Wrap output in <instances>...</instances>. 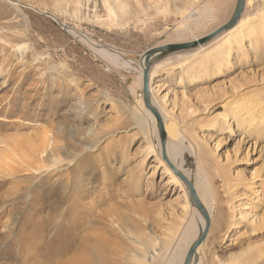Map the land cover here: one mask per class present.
Wrapping results in <instances>:
<instances>
[{
	"label": "rangeland",
	"instance_id": "374dc122",
	"mask_svg": "<svg viewBox=\"0 0 264 264\" xmlns=\"http://www.w3.org/2000/svg\"><path fill=\"white\" fill-rule=\"evenodd\" d=\"M236 1L0 0V264H71L95 233L88 264H166L193 209L136 120L146 109L136 63L151 47L191 41L204 6L217 18L194 34L211 33ZM263 2H246L243 43L155 65L154 100L201 147L215 190L197 264H239L247 250L240 264H264ZM48 139L49 165L36 171L26 154Z\"/></svg>",
	"mask_w": 264,
	"mask_h": 264
},
{
	"label": "bare ground",
	"instance_id": "6f19581e",
	"mask_svg": "<svg viewBox=\"0 0 264 264\" xmlns=\"http://www.w3.org/2000/svg\"><path fill=\"white\" fill-rule=\"evenodd\" d=\"M246 2H247V0H246ZM247 7H248V5H247ZM247 7L245 5L244 11H243L238 23L233 28L223 31L221 34H219L215 38L209 40L208 42H206L202 45H198L196 48L181 50V51H178V52H175L172 54H175L177 56H183V55H189V54H198V53H202L204 51H207V49H209V47L211 45H214V44H216V45H214L216 50H222V51H225L227 49L230 50L231 45L234 43V41L237 38H239V42L243 43V39L247 35V29L250 27V25H251L250 22L252 21V20H250L251 18L248 14ZM256 15L260 18V20H259L261 22L260 25L263 27V32H264V2L257 5ZM215 18H217V17L212 13V11L208 10L206 8V6H204V9H202L200 11V15L198 17V20L196 21V24L193 26L192 29H189V31L192 32V34H193V39L191 41H188V42L198 41L199 39L206 36V35L203 36L201 34L200 35L194 34V32L196 31V29L202 28L207 22H211ZM69 30L74 35L78 34L77 31H74L72 29H69ZM78 35H80V34H78ZM91 43L94 44L92 41H91ZM183 43H186V42H183ZM94 45L95 46H93V47L95 48V50L103 54L102 57H105V58L109 59L110 61L114 62V64H116L115 63L116 59H115V56L113 54L107 53L104 50V48H100L96 44H94ZM18 50H22V48L18 47ZM172 54H170V55H172ZM223 54H225V53H223ZM227 54L228 53L226 52V55ZM164 58H166V57H164ZM164 58H162V59H164ZM136 65H137L136 70L139 73L140 78H141L140 83H141V88H142V92H143V66L139 62L136 63ZM155 65H156V63L153 64V66L150 70L149 88H150L152 106L158 110L159 114L162 117L163 123H164V128H165L166 136H167V142H166L167 159L171 163V165H173L176 169L180 170V172H182L188 179H190L194 183V187L198 193V196H199L200 200L202 201V203L204 204V206H205V208L209 214L210 221H212L214 219L215 211L217 209V206L214 202L216 200L215 199V190L213 189V182L209 179V177L205 171V165H204L205 157H204L203 151H202L200 146L194 145V143H192V140H189L188 139L189 137L187 138V136H185V134L187 132L186 133L183 132V130L179 127V125L172 118H169V114L155 101L156 98L154 100V85H153V83H154L155 78L159 75V70L156 68ZM135 113H136V120H137L141 130L145 134H148V132H150V131L153 133V135L148 138L149 152L153 153V155L155 156L154 159L160 160V158L162 156V145H161V140H160V136H159V132H158V122H157L156 115L147 108L146 109L142 108L141 114H139V115L137 114V112H135ZM50 142H51L50 139H48L47 146L45 145L44 148L42 147L43 150L41 149V151L40 150L36 151V154H37V155H35L36 158H34V155H32L30 153L26 154L25 158H27L28 160H31L33 162L37 161L38 166H40V167L37 166L36 171L41 170L42 168H47V166L49 165V163H48V165L46 164L47 163L46 161H48V160H46V158H47V155L49 154L48 151H49ZM197 145H199V144H197ZM50 148H51V146H50ZM35 159H37V160H35ZM59 161L60 160H58L57 158L52 159L51 165H53V167H54L55 165H57L59 163ZM163 167H164L163 171L169 172L172 175L173 179L178 184H181L182 181L180 179H178V177H176L175 175L172 174V170L170 168H168V165L163 164ZM183 189H184V192H187V195H188L187 188L184 187ZM189 202L191 203L190 200L188 201V203ZM61 205H62V201L58 200V201H55V203L53 205H51V208L53 209V211H56V210L59 211V209L61 208ZM190 207H192V209H193V210L191 209L193 211V213L190 216L191 218H189V220L187 222H185L186 224L183 225L182 230H181L178 238L175 240V242L172 243V245H170L171 248L168 249L167 253H165L166 258H167V260H166L167 262H165L166 264H183L187 251L189 250L190 246L192 245V243L197 238L198 234L201 232V230L206 225L205 218L192 205V203H191ZM52 209H50V210L52 211ZM220 216L221 215L219 214L218 221L220 220ZM86 220L87 219L80 220L79 224L81 223L80 225H82L83 223H86L87 222ZM99 220L101 221V219H99V216L98 217L96 216L94 218V220H91L92 223L89 222L91 224H89L88 226H91V225L93 226L95 224H98ZM197 223H198L199 227H198ZM197 232H198V234H197ZM89 238H90L89 239L90 241L89 240L83 241L80 245H78L76 247L77 254L73 258V260L70 262L71 264H88V263H90V261L92 259L91 256H93L95 253L99 254V245L101 244V242H100L101 239L99 238V235L97 233H95L92 236H90ZM70 241L72 243V240H70ZM70 245H72V244H70ZM201 247H202V245L198 248L197 253H199ZM248 251L249 250H247L245 252V254H244V252H242L240 254V257L237 256V258L234 260H238L239 264H240V262L244 259L245 255L248 253Z\"/></svg>",
	"mask_w": 264,
	"mask_h": 264
},
{
	"label": "water",
	"instance_id": "95a60500",
	"mask_svg": "<svg viewBox=\"0 0 264 264\" xmlns=\"http://www.w3.org/2000/svg\"><path fill=\"white\" fill-rule=\"evenodd\" d=\"M246 5V0H237L236 6L234 9V12L231 16V18L222 26L218 27L208 35L204 36L203 38L199 39L198 41L193 42H186V43H168L165 45L155 46L147 49L144 53H142L141 58L139 59V63L143 66V100L145 107L152 111L157 118L158 122V132L161 140L162 145V155L163 158L169 163L170 167L173 169L174 173L178 176V178L182 181V183L185 185V187L188 190V195L190 198V201L192 205L203 215V217L206 220L205 227L201 230V232L198 234L195 241L190 246L189 250L186 253V256L184 258L183 264H197L199 261V256L197 253L198 248L203 244L205 241L208 232L210 230L211 221L209 214L200 200L198 193L194 187V183L188 179L180 170L176 169L167 159V151H166V142H167V136L166 131L164 128V123L162 120L161 115L159 114L158 110L155 109L152 106L151 102V95H150V88H149V81H150V70L153 66V64L160 61L162 58L169 56L172 53L186 50V49H193L196 48L198 45H202L209 40L215 38L219 34H221L225 30H229L233 28L239 21L244 8ZM50 15V14H49ZM52 16V15H51ZM53 17V16H52ZM64 27L66 25L62 24Z\"/></svg>",
	"mask_w": 264,
	"mask_h": 264
}]
</instances>
